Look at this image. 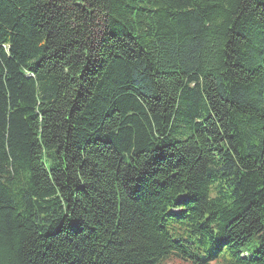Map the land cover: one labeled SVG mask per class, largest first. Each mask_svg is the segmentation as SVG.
<instances>
[{
    "label": "trees",
    "instance_id": "obj_1",
    "mask_svg": "<svg viewBox=\"0 0 264 264\" xmlns=\"http://www.w3.org/2000/svg\"><path fill=\"white\" fill-rule=\"evenodd\" d=\"M0 264H264V0H0Z\"/></svg>",
    "mask_w": 264,
    "mask_h": 264
}]
</instances>
